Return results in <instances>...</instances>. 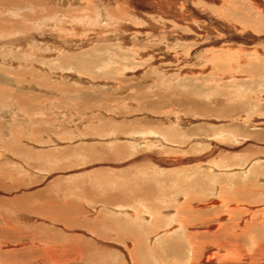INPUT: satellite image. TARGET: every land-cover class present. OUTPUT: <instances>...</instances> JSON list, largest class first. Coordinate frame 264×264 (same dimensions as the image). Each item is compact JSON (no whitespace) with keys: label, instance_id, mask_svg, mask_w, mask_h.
Returning a JSON list of instances; mask_svg holds the SVG:
<instances>
[{"label":"rangeland","instance_id":"374dc122","mask_svg":"<svg viewBox=\"0 0 264 264\" xmlns=\"http://www.w3.org/2000/svg\"><path fill=\"white\" fill-rule=\"evenodd\" d=\"M33 1L0 0V264H264L260 191L233 254L179 222L264 187V0Z\"/></svg>","mask_w":264,"mask_h":264},{"label":"bare ground","instance_id":"6f19581e","mask_svg":"<svg viewBox=\"0 0 264 264\" xmlns=\"http://www.w3.org/2000/svg\"><path fill=\"white\" fill-rule=\"evenodd\" d=\"M33 1V0H32ZM57 1V0H56ZM71 1V0H70ZM34 2V1H33ZM63 2V1H62ZM67 2H69L68 0H67ZM73 2H75V4H79V0H73ZM72 2V4H73V6L75 5L74 3ZM80 2H81V0H80ZM71 3V2H70ZM95 3V2H94ZM125 3V2H124ZM155 3V2H154ZM180 3V2H179ZM69 5V4H68ZM79 5H81V4H79ZM82 5H83V2H82ZM82 5H81V7H82ZM67 6V5H66ZM99 6V5H98ZM80 7V8H81ZM85 7V6H84ZM120 7V6H119ZM128 7V6H127ZM89 8V7H88ZM96 8L97 7H95V9L94 10H96ZM114 9V8H113ZM97 10H99V9H97ZM102 10V9H101ZM125 11V10H124ZM101 12V11H100ZM106 13V12H105ZM105 15V14H104ZM98 17H100V16H102V14L99 16V15H97ZM121 16V15H120ZM219 16V15H218ZM81 17V16H80ZM86 17V16H85ZM88 17V16H87ZM103 17V19L104 18H106V17H104V16H102ZM89 18V17H88ZM221 18V17H220ZM94 19V18H93ZM109 19V18H108ZM88 20V19H87ZM100 20H101V18H100ZM114 20V19H113ZM116 20V19H115ZM121 20V19H120ZM71 21V20H70ZM90 21V20H89ZM106 21H107V19H106ZM204 21V20H203ZM50 22V21H49ZM48 22V24H50ZM53 22V21H52ZM60 22V21H59ZM77 22H78V20H77ZM84 22V21H83ZM101 22V21H100ZM104 20H103V24H104ZM149 22V21H148ZM56 23V22H55ZM61 23V22H60ZM62 23H64L63 21H62ZM67 23V22H66ZM74 23H76V21L74 20ZM73 22H72V24H74ZM85 23V22H84ZM83 23V24H84ZM118 23V22H117ZM117 23H115V25L117 24ZM33 24V23H32ZM69 24H71L70 22H69ZM68 24V25H69ZM110 23H108V25H109ZM149 24L152 26V27H154V26H156L153 22H149ZM54 25V24H53ZM60 25V24H59ZM59 25H57V27L59 26ZM76 25V24H75ZM91 25V24H90ZM228 25H230V24H228ZM61 26V25H60ZM66 26H67V24H66ZM65 26V27H66ZM120 26H121V24H120ZM149 26V25H148ZM231 26V25H230ZM57 27H55V28H57ZM63 27V26H62ZM64 27V28H65ZM71 27H74V25H72ZM70 27V28H71ZM82 27V26H81ZM84 27V26H83ZM105 27H106V25H105ZM122 27V26H121ZM59 28V27H58ZM68 28V27H67ZM78 28V27H77ZM85 28V27H84ZM109 28V27H108ZM111 28V27H110ZM123 28V27H122ZM229 28H231V27H229ZM51 29H52V27H51ZM54 29V28H53ZM52 29V31H54ZM59 29H61V27L59 28ZM79 29H80V27H79ZM85 29H87V28H85ZM117 29V28H116ZM49 30V29H48ZM56 30V29H55ZM63 30V29H62ZM67 30V29H66ZM108 30V29H107ZM56 31H58V30H56ZM60 31V30H59ZM58 31V32H59ZM74 31V30H73ZM91 31V30H90ZM112 31V30H111ZM75 32H76V30H75ZM90 33V32H89ZM55 34V33H54ZM66 34V33H65ZM74 34V33H73ZM79 34V33H78ZM104 34H105V32H104ZM57 35V34H56ZM52 36V35H51ZM92 36V35H91ZM65 38H67V41H69V36L68 37H66V36H64ZM63 36H62V40H63V38H64ZM71 37V36H70ZM87 37V36H86ZM74 38V37H73ZM90 38V37H89ZM75 39V38H74ZM61 40V39H60ZM84 40V39H83ZM12 41V40H11ZM71 41V40H70ZM61 42V41H60ZM59 42V43H60ZM84 42V41H83ZM73 43V42H72ZM121 44V43H120ZM55 45V44H54ZM51 46H52V44H51ZM63 46V45H62ZM122 46V45H121ZM121 48V47H120ZM50 49H51V47H50ZM52 50H53V48H52ZM58 51H60L59 49H57ZM29 51V50H28ZM55 51H56V49H55ZM27 52V51H26ZM33 53V52H32ZM136 53H138V52H136ZM39 54V53H38ZM230 75V74H229ZM75 77V76H74ZM26 85V84H25ZM16 109V108H15ZM11 111V110H10ZM9 111V112H10ZM16 111V110H15ZM19 111V110H18ZM27 111V110H26ZM21 113V112H20ZM23 113V112H22ZM24 114V113H23ZM3 115V114H2ZM26 118V117H25ZM150 134V133H149ZM160 138V137H159ZM224 166V165H223ZM203 168H204V166H202ZM201 167V168H202ZM207 168H208V165H207ZM219 168V167H218ZM259 169V168H258ZM257 169V170H258ZM214 170V169H213ZM217 170V169H216ZM252 170H254L253 168H252ZM252 170H250V172L252 173V177H248L247 179L245 178L244 180H246V181H240V180H233L232 182H230V181H226L227 182V184H225V182H224V184L225 185H223V187H222V189H221V195L219 194V196L221 197V200H219L218 198H208V206H209V209H206V210H200L201 211V213H200V211L199 210H197V213L199 212V215L200 216H202V217H200V219H198L197 221L195 220V219H197V218H193V219H190L189 218V220H183V219H181V220H179V222L181 223V225H180V227L181 228H183L184 229V233H185V236H186V242H183V245H182V249H180V245L178 246V244H176V243H179V241L177 240V242H176V240H175V247H174V244H171V249L172 248H175L177 251H179V249H180V251L181 250H183L184 249V251H185V248H187L189 251H194L193 250V248L195 247V244H193L192 245V239L194 238V234L192 233V232H189L188 230L190 229V228H200L201 226H205V228H207V229H209V230H211V229H213V228H215V227H220V229H218L217 228V230L216 231H214V232H212V234H210V236H211V238L213 237H216L217 239H218V241H219V243H220V247L225 251V254H227V255H229V253H232L233 254V252H235L236 251V249H237V247H239V243H240V238H241V236H242V233L244 234V232H245V230L247 229V227L249 226L248 224H247V217L249 216L250 217V222H252L251 221V218H253L252 216H257V218L258 219H260L261 218V222H259L260 224H262V222H263V218H262V213H254V212H250V211H248V210H243V207L245 208V207H249V203H257V202H259V201H261V199L260 198H258V196H257V193L260 191L262 194H264V187H262V186H258V184L256 183V181H255V179H261V172L260 173H257L255 170H254V172H252ZM214 172H216V171H214ZM246 175H247V173H246ZM208 176V175H207ZM214 175H212L211 177H213ZM241 177H242V175H241ZM203 178V177H202ZM209 180V179H208ZM221 180V179H220ZM180 181V180H179ZM179 181H177V182H179ZM222 181V180H221ZM235 183H237V185L235 186ZM179 184V183H178ZM185 186V185H184ZM186 187V186H185ZM207 187V186H206ZM208 189H211V190H216L217 189V186L214 188L213 187V184H211V185H208ZM225 190H227V191H224V189ZM176 189V188H175ZM158 190V189H157ZM160 192V191H159ZM158 192V193H159ZM173 192H175V191H173ZM216 192V191H215ZM259 192V193H260ZM152 193H154V192H152ZM187 194V193H186ZM227 196H226V195ZM154 196V195H153ZM185 196V195H184ZM176 198V196H175V194H174V196H173V198ZM190 197V196H189ZM231 197H233V198H231ZM185 198H186V196H185ZM184 198V201H183V203H182V205H183V208L182 207H180V209L178 210L177 209V211L180 213V214H191L193 217H195L196 216V214L194 213V211H195V209L197 208H195V209H192L191 207H190V205H188V203H190L191 204V202H192V200H191V202H190V200H189V198H187V199H185ZM262 199H263V197H262ZM233 202V203H232ZM207 204V203H206ZM210 204V205H209ZM260 205H258V206H260L261 207V209L260 210H264V204H262V203H259ZM197 205V204H196ZM56 206V205H55ZM200 206V205H199ZM253 206V205H252ZM110 207V206H109ZM217 207V208H216ZM255 208V207H254ZM113 209V208H112ZM247 209V208H246ZM252 209V208H251ZM114 210V209H113ZM224 212L223 214H218L219 212ZM196 212V211H195ZM244 212H246L245 213V215H244ZM261 212V211H260ZM210 213H213V214H215L214 215V217L218 214V221H216V222H213V223H210L211 222V220H212V218H207L206 217V215H208V214H210ZM240 213H243V215H240ZM198 215V216H199ZM190 216V215H189ZM26 217V216H25ZM149 217V216H148ZM186 217V216H185ZM28 219V218H27ZM227 219V220H226ZM246 221V222H245ZM256 223V222H255ZM252 223H250V225H251ZM258 224V223H257ZM177 227V226H176ZM181 230V229H180ZM195 230V229H194ZM250 230V229H249ZM182 231V230H181ZM197 232V231H196ZM198 232H201V230L200 231H198ZM206 233H208V232H206ZM205 233V234H206ZM263 233H264V231H263ZM246 235V234H245ZM245 235H243V236H245ZM200 236V235H199ZM242 236V237H243ZM197 237V236H196ZM201 237V236H200ZM215 239V238H214ZM243 239V238H242ZM241 239V240H242ZM197 246H199V245H197ZM175 249H172L173 251L175 250ZM175 250V251H176ZM229 250V251H228ZM179 251V252H180ZM220 251L221 250H219V252H215V254L217 253V254H219L220 253ZM222 254V253H221ZM217 256V255H216ZM224 257V256H223ZM220 259V258H219Z\"/></svg>","mask_w":264,"mask_h":264}]
</instances>
